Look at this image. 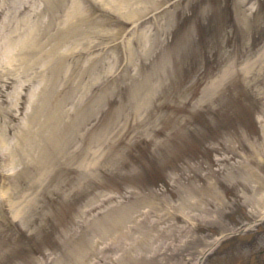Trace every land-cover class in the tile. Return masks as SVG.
<instances>
[{
	"label": "rangeland",
	"instance_id": "obj_1",
	"mask_svg": "<svg viewBox=\"0 0 264 264\" xmlns=\"http://www.w3.org/2000/svg\"><path fill=\"white\" fill-rule=\"evenodd\" d=\"M263 52L264 0H0V264H264ZM42 111L89 186L11 157Z\"/></svg>",
	"mask_w": 264,
	"mask_h": 264
},
{
	"label": "bare ground",
	"instance_id": "obj_2",
	"mask_svg": "<svg viewBox=\"0 0 264 264\" xmlns=\"http://www.w3.org/2000/svg\"><path fill=\"white\" fill-rule=\"evenodd\" d=\"M121 8V7H118ZM34 43L28 44L29 49H33ZM26 45V44H25ZM27 50V52H28ZM26 48L23 49L21 52L25 53ZM232 67L229 68V73L231 71ZM245 73L248 75H253V79L258 78V76L264 75V52L257 57V59H254L253 61H249L244 69ZM261 80V79H259ZM37 116L39 117L35 122L38 124V131L34 132L31 130H23L19 136V140L21 142V148L15 147V149L12 150L11 157L14 158L16 156L23 155L24 157L29 156L31 157V160H38L39 162L43 160V156L46 158V155L49 153V149H54L53 156L55 154L62 156V163L57 162L59 165L58 170L61 173V176H65L67 173V168L64 166L65 163L71 164V165H77L80 167L83 171V182L86 183V187L89 186L91 183V173L93 171V156H94V150H93V142H88L86 140V136H83L81 139V144L78 146H75L76 142V132H71V134H68L67 139L65 140L62 137V122H64V117L66 116L64 112H57V113H51L49 116V120L45 121L43 123V111L38 112ZM71 130H74V127L72 126L70 128ZM90 133V132H89ZM71 135V136H70ZM24 138V139H22ZM62 139V141H61ZM88 139V136H87ZM25 147L27 149L25 150ZM55 158V157H54ZM50 160V158H49ZM85 191L84 186L80 188L79 186L75 185L74 183L71 186V194L73 197H77L81 194V192ZM3 197V192H2ZM17 211V210H16ZM92 211H94V207L90 206L87 210L84 211V215L88 216ZM16 216L19 215V212L17 211ZM124 230V223H118L116 224V227L110 231H108L104 237H107L109 234L111 235L112 232L115 231H121ZM134 230H128L125 233L121 234V238H125L128 236H132ZM148 235H150V231L147 232ZM144 241L142 242L139 240L136 244L134 243L131 245L129 250H126L124 248V253L127 257L131 254L132 251H138L139 248L142 249L144 245H142ZM142 245V247H141Z\"/></svg>",
	"mask_w": 264,
	"mask_h": 264
}]
</instances>
